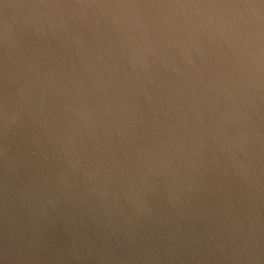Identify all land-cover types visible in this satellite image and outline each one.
<instances>
[{"label":"clouds","instance_id":"obj_1","mask_svg":"<svg viewBox=\"0 0 264 264\" xmlns=\"http://www.w3.org/2000/svg\"><path fill=\"white\" fill-rule=\"evenodd\" d=\"M3 9L0 195L30 264H264V0ZM52 214L80 220L59 244Z\"/></svg>","mask_w":264,"mask_h":264},{"label":"water","instance_id":"obj_2","mask_svg":"<svg viewBox=\"0 0 264 264\" xmlns=\"http://www.w3.org/2000/svg\"><path fill=\"white\" fill-rule=\"evenodd\" d=\"M17 0H0V21L4 19L3 3H15ZM4 180L3 165L0 164V183ZM79 224V217L72 218L68 214H52L47 236L56 243L66 238V229L72 223ZM34 224L29 214L22 208L10 207L0 195V264H30L24 258V238Z\"/></svg>","mask_w":264,"mask_h":264}]
</instances>
